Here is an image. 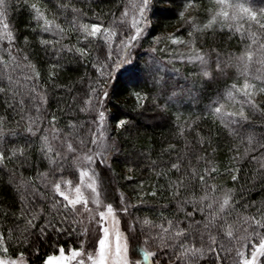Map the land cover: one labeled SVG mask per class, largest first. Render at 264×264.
I'll list each match as a JSON object with an SVG mask.
<instances>
[{
    "label": "trees",
    "instance_id": "trees-1",
    "mask_svg": "<svg viewBox=\"0 0 264 264\" xmlns=\"http://www.w3.org/2000/svg\"><path fill=\"white\" fill-rule=\"evenodd\" d=\"M142 3L8 0L6 22L14 40L10 44L6 38L0 39V57L5 62L16 58L20 65L17 71L12 72L15 65L7 69L14 79L30 75L33 80L28 90L21 87L15 97L13 91L0 93V151L6 155L0 164V232L5 234V255L22 253L27 264H44L46 257L58 253L61 247L66 251L80 246V217L76 211L72 214L53 207L62 197L51 186L77 179L78 158L93 152L92 133L100 128V112L104 113V162H94L92 168H96L101 191L107 199L116 201L119 211L123 212L125 205L143 230L179 220L184 222L181 227L193 225L192 231L203 233L205 239L216 236L222 245L217 248L220 260L206 254L199 264H229L238 247L244 243L251 247L249 234L253 243L258 242L251 218L264 223V169L252 156L264 163V91L250 105L246 102L249 98L234 91L232 85L240 88L248 78L260 90L264 88V50L259 47L264 44V29L247 19L231 23L218 17L217 0H148L141 19ZM229 3H243L264 23V0ZM32 4L53 22L52 31L43 30L44 20L35 19ZM137 19L141 34L131 40ZM210 22L211 26L206 27ZM84 24H100L116 34L107 40L85 38L81 31ZM240 26L241 31L236 32ZM249 33L259 37L256 44H252ZM174 38H182L198 49L206 64L190 59L193 54H181ZM41 39L53 43L44 46ZM77 49H85L87 55ZM248 51L253 52V58L245 70L238 57ZM205 71L208 76L203 74ZM6 83L5 76L0 86ZM33 85L46 102L30 98ZM21 99L23 105L18 103ZM221 105H233L231 112L222 107L224 113L238 114L243 109L247 119L238 115L222 118L214 111ZM232 119L237 123H230ZM121 120L126 123L118 127ZM29 127L36 135L29 133ZM44 136L53 148L51 159L56 163L41 151ZM68 143L77 149L75 153L68 151ZM18 150L23 156L12 155ZM55 152L60 153L59 158ZM172 163H179V170L171 169ZM201 175L203 182L198 179ZM233 175L237 176L235 181ZM229 190L232 206L223 215L226 225L232 227L231 239L215 229L205 232L203 228L213 211L207 208L211 198L222 199ZM206 195L209 199L201 201ZM188 213L194 215L188 217ZM32 214L37 216L34 228L27 224ZM65 214L68 222L62 224L63 234L52 228L45 236L38 234L48 221L59 220ZM245 217L249 218L247 222ZM145 219L149 225L143 223ZM256 231L264 235V228ZM163 242L167 245L163 255L174 264H184L175 258L178 249L173 242L166 238ZM204 247L207 249L206 244ZM261 262L264 264V257Z\"/></svg>",
    "mask_w": 264,
    "mask_h": 264
},
{
    "label": "snow or ice",
    "instance_id": "snow-or-ice-1",
    "mask_svg": "<svg viewBox=\"0 0 264 264\" xmlns=\"http://www.w3.org/2000/svg\"><path fill=\"white\" fill-rule=\"evenodd\" d=\"M217 3L221 7V11L217 13V16L223 17L225 20H232L237 21V19H247L250 21H253L255 24L259 25L261 29H264V23L261 22V19L257 17V13L255 11H252L250 8L245 7L243 3H229V0H217ZM148 5V0H143L142 6L139 8V15L141 19H143L145 8ZM8 7V0H0V22H3V33H0V39H7L9 43L14 40L13 33L9 30V25L6 22V11ZM31 8L35 11V19L37 21L43 19L44 20V26L43 30L47 33L52 31V21H49L45 16L44 13L41 11L40 8L37 7L36 4H32ZM227 9H231L232 15H229V11ZM73 12H76L78 10L72 9ZM127 10L123 14L124 16H127ZM183 15V13L181 14ZM262 16H264V13H262ZM213 20H215V17H213ZM140 23L139 20H134L133 26L136 27V35L132 36L131 40H136L139 35L141 34V28L138 26ZM211 22L209 25H206V27H210ZM56 28H59V25H55ZM251 27V25H249ZM242 26L236 27L235 31L240 32ZM62 31V30H61ZM81 31L85 34V38L92 37H102L105 40L111 38L116 33L113 30H110L108 28H104L100 24H92V25H81ZM249 35L252 37V44H256L259 40V37L255 33H249ZM175 42V41H174ZM41 45L44 46H50L52 45V41L41 39L40 41ZM125 47H128V45H125ZM261 50H264V44L259 45ZM69 51H72V49H68ZM12 49H8L9 55H11ZM77 51L81 55H87V52L85 49H77ZM110 58V57H109ZM253 58V53L251 51H248L246 54L241 55L238 57V60L244 64L245 70H247V66L249 61H251ZM25 60H27V56L24 57ZM190 59L194 61H199L202 65L206 64V60L203 55H201L199 52H197L193 57H190ZM262 62H264V57H261ZM15 65V67H12ZM9 67H12V72H16L17 69L20 67V65L16 64V58L13 56L11 62H5L2 57H0V81H3L4 77H7V83L5 86H0V93H7L8 91H13V96L15 97L16 92L19 91L21 87L28 90V84L32 82L33 78L30 75H25L23 77H17L13 78L11 74L7 72V69ZM32 67L33 71H35V66L30 65ZM55 67V65H53ZM219 67V65H218ZM103 74V73H102ZM205 76H208L209 73L205 71L203 73ZM54 75V73H53ZM35 76L37 79H39V73L36 72ZM21 79L25 82L24 84H21ZM254 87V85L249 84L247 81H245L242 88H237L235 84L232 85V89L236 92L242 93L245 97L251 96V89ZM93 91H95L93 89ZM261 91H264V88L261 89ZM30 98L35 99L36 97L39 98L40 101H45V98L37 93L36 87L33 85V87L30 89ZM139 97V93L136 94ZM229 98H232V92L230 91L228 93ZM104 97H107V93H104ZM146 98V97H145ZM248 104L252 105L253 102L251 99H248L246 101ZM19 104L23 105L24 101L21 99L18 101ZM90 103V101L86 102ZM254 106V105H253ZM222 105L220 107L215 108V113L222 118L226 117H236L239 116L240 119H247L245 116V113L243 109L240 110V112L237 113H224L222 112ZM36 111H39V108L37 107L35 109ZM53 122H55V117L52 118ZM104 120V113L100 112L99 114V121L101 122L100 128H98L95 132L92 133V139L91 143L93 145L98 143L99 141L102 145L103 138H104V132L102 130L103 124L102 121ZM33 124L36 123V121H32ZM126 121L121 120L118 122V127H123ZM233 125L237 123L235 119H232L230 121ZM29 133L32 135H36L35 132H33L32 128H28ZM0 134H2V131H0ZM252 140L249 138V143L251 144ZM43 147L41 149L42 153L49 157L52 163H56L57 161L55 159H51V154H53V148L49 145L48 137L44 136L42 138ZM83 143V142H82ZM67 149L69 152L75 153L77 149L73 147L72 143L67 144ZM261 149L264 150V145H261ZM17 154L23 156V151L18 150L17 152H13L12 155L16 156ZM54 155L56 157H60L59 152H55ZM6 159V155L4 152L0 151V164L4 162ZM253 160H257L258 163H260L261 169H264V163H261L256 156H252ZM77 162H81L85 165H91L94 162L103 163L104 157L102 151H97L95 153H90L78 158ZM180 164L179 163H172L171 169L173 170H179ZM215 171V169H213ZM238 171V170H237ZM47 175V174H43ZM80 177L81 181H84V178L87 177V179L90 181L89 183H85L84 187L91 192L92 196V202L97 204L99 206L102 201L100 200V192H99V185L97 183V178L94 170H91V175L89 174V169L85 167L83 170L80 171ZM198 179L203 182L204 176L201 175L198 177ZM233 181L237 179L236 175H233L232 177ZM62 183H65V181L61 180L59 182L54 183L52 187V191L55 192L59 197H62L61 200H57L54 202L53 207L60 209H67L68 212L75 214L76 206L77 205H84V210L89 213V220L94 221L96 225L99 228L100 236L96 242V248L97 251L95 254L89 252L86 256L87 261L90 262V264H110V259L112 261H115L116 264H141V260H129L128 257V245L126 242V238H124V242L122 243V234L119 232V230H115V244H114V251L112 249L109 236V228L106 226L107 219L111 216L113 220L115 221V210L113 208L112 204L106 205V211H98V217L97 219L96 215L92 214V210L87 207L88 205V198L85 197L84 192L81 190L80 186H76L74 189L75 195L73 198H70L68 194H66L65 191L62 190L61 185ZM211 188L214 190L215 185H212ZM155 195V193H153ZM232 192L229 190L224 194V197L222 199L212 197V202L207 205L208 209H213L212 213L206 218V222L203 224V228L205 232H211L213 229H215L218 232H221L222 234L226 235L228 238H233L234 233L232 230V227L230 225H226V221L224 220V213L228 212L231 209L232 206ZM23 200L26 201L25 197H22ZM209 196L201 197V201L208 200ZM215 205V208L213 207ZM124 212H127V208L123 209ZM203 211V209H201ZM194 213H188V217H192ZM37 219V216L35 214L31 215V218L27 220V224L29 227H35V221ZM249 218L245 217V221L247 222ZM219 221V223H218ZM68 222L67 214L62 215L59 220H56L55 218L53 220L48 221L43 227L39 229V235L45 236L47 235L48 229L52 228L57 233L63 234L65 231L62 227L63 223ZM145 225H149L150 221L145 219L143 221ZM181 223H184L182 221L176 220H168L167 226L161 225H153V227H156L159 232L160 236L159 238L163 242L166 238L167 241L173 242L172 246L176 249H178V252L175 253V258L177 261H183L184 264H199L200 260L206 255H211L215 257V260H220V253L217 252V248L221 247L217 241V237L214 235H209L207 239H205L203 233L199 232L198 230L193 232V225H189L188 228L181 227ZM60 224V227H57V225ZM251 224L254 225L253 233L255 237L259 238L258 243L252 242V234H249L247 237L249 244L251 245V253L250 256H246L244 252L238 251L237 256L241 257V264H260V257H264V235H262L260 232L256 231V228H264V223L261 222V220L255 219L254 217L251 218ZM88 229L85 228V232H87ZM11 233H9V236ZM152 239L151 236L148 237L144 241V243H148V240ZM244 239V238H242ZM197 244L201 246H197ZM207 245V249L204 247V245ZM5 245V234L3 232H0V251L3 253H7V247ZM167 246V245H165ZM248 245H245L247 247ZM134 255H141L142 259L144 261H147L149 257H156V252H148L140 247H137L134 250ZM78 257H84L83 252V244H81L80 249H71L69 251L68 255H65V250L63 247L59 249V255H50L48 256L44 264H70L71 261L77 260ZM0 264H26V261L24 259L23 254H20V257L18 260H11V259H5L0 258ZM77 264H85V259L81 258L77 261ZM213 264H215V261H213Z\"/></svg>",
    "mask_w": 264,
    "mask_h": 264
},
{
    "label": "rangeland",
    "instance_id": "rangeland-1",
    "mask_svg": "<svg viewBox=\"0 0 264 264\" xmlns=\"http://www.w3.org/2000/svg\"><path fill=\"white\" fill-rule=\"evenodd\" d=\"M184 6L186 7V4L184 3ZM229 12H231L229 15H232V11L231 9H227ZM221 11V7H218V11ZM219 17V16H218ZM139 20V19H137ZM223 18L220 17L219 22H222ZM231 23H234L235 21L230 20ZM136 35V34H135ZM172 41L177 45V49L181 52V54H185V55H189L191 56L192 54L195 55V53L200 52L198 49H193L188 43L187 41L183 40L182 38L177 39L174 38L172 39ZM126 49L124 50L125 53ZM253 53V52H252ZM247 81L249 84L254 85V87L250 90L251 91V96L247 97L249 99H251L252 101H255L258 99H260V88L257 86V84L253 83L252 81H249L248 78ZM245 81L241 84V87H243ZM186 95V93H184ZM184 94L182 97H184ZM233 106V105H229L228 107ZM225 110H228L229 112H231L230 110L233 107L228 108L226 105L223 106ZM227 107V108H226ZM93 152L95 153L97 151H103L101 148V143L99 141L98 138V143L94 145V147L92 148ZM91 149V150H92ZM83 157V156H82ZM92 165H85L81 162H78V166H77V170H78V175H77V179L75 181H69L66 180L65 183H62L61 188L63 191L66 192V194L69 195L70 198H73L75 195L74 189L76 186H80L81 190L84 192L85 197L88 198V205L87 207L89 209L92 210V214L97 216V219H99L98 217V211H106V205L107 204H112L113 208L115 210V221L113 220V218L110 216L107 219L106 222V226L109 228V232H110V236H109V240L112 246V249L114 251V244H115V230H119V232L122 234V243L124 242V238H126V242L128 245V257L129 260H141V264H174L170 259H168L167 255H163L165 250V244L164 242H162L159 238L160 233L156 232L157 228L156 227H149L147 229H142V224L140 221H137L134 219V217H131L127 212H122L119 211L118 206L116 204V201L114 199L109 200L107 199V196L103 194V192L101 191V186L99 185V192H100V200L102 201V203L97 206V204L92 202V196H91V192L90 190L86 189L84 187L85 183H89L90 181L87 179V177L84 178V181H81V177H80V171L83 170L85 167H87L89 169V174L91 175V170L95 171L96 174V168H92ZM97 178V175H96ZM98 183V180H97ZM120 203V202H119ZM125 204V203H124ZM126 206L124 205L123 208H125ZM81 220V224L83 226V239L80 243L83 244V252H84V257H78L77 260H73L70 262V264H77V261L81 258L85 259V264H90L89 261H87L86 256L89 252L95 254V252L97 251L96 248V242L100 236V231L98 226L96 225V223L94 221H90L89 220V213L87 211L84 210V205H77L76 206V210H75ZM85 228L88 229L87 232H85ZM151 236L152 239L148 240V243H144V241L146 239H148V237ZM258 243V242H257ZM245 245H247L246 243L242 244L240 247H238V249L233 253L232 258L230 259V263L229 264H241V257L237 256V252L238 251H242L245 253L246 256H250L251 253V247L248 248L245 247ZM80 246L78 248H70L68 250L65 251V255L69 254V251L71 249H80ZM140 247L148 252H156L157 256L156 257H149V259L147 261H144L142 259L141 255H134V250ZM52 255H59V252L56 254H52ZM50 256V255H49ZM20 257V255L15 256V257H9L7 255H5L2 251H0V258H5V259H11V260H18V258ZM48 257V256H47ZM46 257V258H47ZM261 258L260 257V264H262L261 262ZM27 264V263H26ZM110 264H116L115 261H112L110 259Z\"/></svg>",
    "mask_w": 264,
    "mask_h": 264
}]
</instances>
